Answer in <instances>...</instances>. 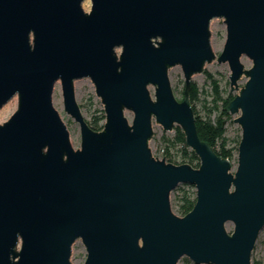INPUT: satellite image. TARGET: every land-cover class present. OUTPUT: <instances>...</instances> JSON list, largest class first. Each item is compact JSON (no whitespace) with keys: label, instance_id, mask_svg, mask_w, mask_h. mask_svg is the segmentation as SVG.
I'll return each mask as SVG.
<instances>
[{"label":"water","instance_id":"obj_1","mask_svg":"<svg viewBox=\"0 0 264 264\" xmlns=\"http://www.w3.org/2000/svg\"><path fill=\"white\" fill-rule=\"evenodd\" d=\"M83 1L0 0V107L18 97L0 123V264H74L77 239L82 264H253L264 227V0H91L89 11ZM214 18L226 24L219 55ZM214 59L228 62L236 91L226 106L241 127L235 170L198 134L189 95ZM84 77L104 105L100 130L76 99ZM58 80L78 148L53 104ZM154 121L179 125L200 165L155 156ZM180 183L196 187L184 215L171 203Z\"/></svg>","mask_w":264,"mask_h":264},{"label":"rangeland","instance_id":"obj_2","mask_svg":"<svg viewBox=\"0 0 264 264\" xmlns=\"http://www.w3.org/2000/svg\"><path fill=\"white\" fill-rule=\"evenodd\" d=\"M84 9L89 11L91 8V0H84L82 3ZM211 29V44L213 50L217 55L223 49L224 43L226 41V24L223 22L222 18H214L210 24ZM119 52L120 49H117ZM242 62L246 67H249L252 64V61L246 55L243 56ZM206 71H209L213 74V76L218 80L222 90L223 96L226 97L228 93L235 94L236 91L230 90V67L228 62H218L217 59H214L212 62L207 63L203 72L196 73L193 75V82H195L199 87V98L197 99L195 106L197 111L200 114H205L207 112V107L211 104V100H213V88L212 82L208 79ZM169 77L171 80V84L174 90L175 95L182 99L183 89L185 87V80L182 67L180 65H175L169 70ZM246 81V77L244 76L242 80H240V85H242ZM75 86V95L77 102L79 103L82 113L88 122H93L97 119L99 115H101L104 111V105L101 102V98L95 92V86L92 80L89 77L78 78L74 82ZM150 90L152 94H154V86L150 85ZM13 102L11 108L5 109L7 105ZM53 104L56 109L59 111L62 119L66 123L69 132L70 138L73 146L75 148L80 147L81 145V129L79 122L76 121L66 110L64 107L63 93H62V85L61 81L58 80L55 84L53 91ZM18 105V97L14 96L10 100H8L2 107H0V123L6 121L11 114L16 110ZM126 116L131 122L133 119V112L131 110L125 111ZM231 117L227 120V131L226 134L230 139L231 145H233L235 139L238 136H241V127L238 123L234 121L236 115L230 114ZM102 122V121H101ZM154 135L150 139V147L155 156L162 158L164 152V138L169 137L173 138L175 135V129L165 131L163 126L154 121ZM181 145L172 146L171 151L173 152V157L176 161H182V153L180 150ZM233 161V170L236 169L237 166V155L234 157ZM185 183H180L171 193V203L173 210L178 213L177 210V201L175 198V194L179 191L180 188L184 187ZM176 190V191H175ZM196 190V187H195ZM226 227L228 231H232L234 224L232 221H228L226 223ZM87 256V251L84 246V243L81 239H77L72 245V255L71 261L74 264H82ZM186 257V256H185ZM188 258V257H187ZM258 260L262 264H264V227L260 231L258 239L255 243L253 252H252V261ZM184 258H181L178 264H185Z\"/></svg>","mask_w":264,"mask_h":264},{"label":"trees","instance_id":"obj_3","mask_svg":"<svg viewBox=\"0 0 264 264\" xmlns=\"http://www.w3.org/2000/svg\"><path fill=\"white\" fill-rule=\"evenodd\" d=\"M208 79L212 82L213 88V100H211V104L207 107V112L205 114H200L197 111L195 103L199 98V87L198 85L192 81L189 95L192 107L196 116V125L198 134L200 137L206 141H208L216 150V152L224 157H228L233 160L234 157L238 153V146L240 142L241 136H238L233 145L230 143V139L226 134L227 131V120L231 117L230 113L226 110V106L229 101L234 97L235 94L228 93L226 97L223 96V90L218 82V80L213 76V74L209 71H206ZM184 96V89L182 91ZM183 99V98H182ZM105 113L102 112L101 115L97 117L93 122H89V124L94 129H102L105 122ZM102 121V122H101ZM175 135L173 138L165 137L164 142V152L163 157L166 158L167 161L173 163H190L195 167L200 165V159L198 155L192 150L186 143V138L183 130L179 125H175ZM181 145L180 150L182 153L183 160L176 161L173 157V152L171 151L172 146ZM176 191V190H175ZM175 198L177 201V210L178 214L184 215L189 212L195 202H196V190L193 184L185 183L183 188H180L177 194H175ZM185 260V264H195L189 258L182 257ZM253 264H262L258 260H253ZM212 264V263H208Z\"/></svg>","mask_w":264,"mask_h":264},{"label":"bare ground","instance_id":"obj_4","mask_svg":"<svg viewBox=\"0 0 264 264\" xmlns=\"http://www.w3.org/2000/svg\"><path fill=\"white\" fill-rule=\"evenodd\" d=\"M243 58V57H242ZM13 105V102L12 103H10L9 105H7L6 107H5V109H3V110H6V109H9V108H11V106Z\"/></svg>","mask_w":264,"mask_h":264}]
</instances>
